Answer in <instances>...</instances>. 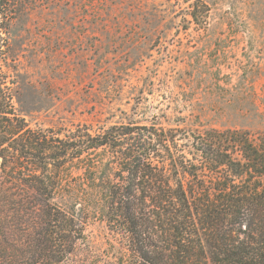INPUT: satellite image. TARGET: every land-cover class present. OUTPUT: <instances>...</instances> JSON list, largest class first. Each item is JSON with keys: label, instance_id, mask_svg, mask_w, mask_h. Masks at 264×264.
Wrapping results in <instances>:
<instances>
[{"label": "trees", "instance_id": "1", "mask_svg": "<svg viewBox=\"0 0 264 264\" xmlns=\"http://www.w3.org/2000/svg\"><path fill=\"white\" fill-rule=\"evenodd\" d=\"M192 1L207 25L210 8ZM10 19L0 0V39ZM3 56L0 264H64L96 224L110 237L101 264H264V133L35 130L14 108Z\"/></svg>", "mask_w": 264, "mask_h": 264}, {"label": "rangeland", "instance_id": "2", "mask_svg": "<svg viewBox=\"0 0 264 264\" xmlns=\"http://www.w3.org/2000/svg\"><path fill=\"white\" fill-rule=\"evenodd\" d=\"M202 1L205 26L192 0H2L12 19L1 67L17 114L63 134L123 124L264 133V0ZM88 233L64 264L106 260L109 233Z\"/></svg>", "mask_w": 264, "mask_h": 264}, {"label": "water", "instance_id": "3", "mask_svg": "<svg viewBox=\"0 0 264 264\" xmlns=\"http://www.w3.org/2000/svg\"><path fill=\"white\" fill-rule=\"evenodd\" d=\"M0 165H1V162H0Z\"/></svg>", "mask_w": 264, "mask_h": 264}]
</instances>
